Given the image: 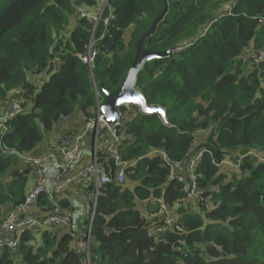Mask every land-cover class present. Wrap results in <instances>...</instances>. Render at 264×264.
<instances>
[{"label":"trees","instance_id":"obj_1","mask_svg":"<svg viewBox=\"0 0 264 264\" xmlns=\"http://www.w3.org/2000/svg\"><path fill=\"white\" fill-rule=\"evenodd\" d=\"M164 1L108 0L93 33L89 68L82 57L95 21L78 8L94 13L99 0H0V113L11 100L23 106L0 134V235L4 214L30 190L33 166L22 156L44 153L64 133H81L53 128L75 111L85 123L94 118L101 84L119 94L137 40ZM166 1L169 10L143 49L174 51L147 61L135 88L148 105L165 109L171 126L137 105L118 108L116 154L102 150L96 157L114 174L118 155L125 180L99 187L89 260L77 241L87 231L93 187L76 182L60 195L41 194L33 212L43 218L69 209L72 223L23 234L14 252L0 249V264H264V61H253L264 49L258 20L264 0ZM109 7L114 18L105 25ZM98 130V140L109 139L105 128ZM49 132L55 142L42 144ZM161 152L184 166L200 154L194 174L204 202L190 200L182 182L168 180ZM81 162L80 156L74 168ZM75 200L83 216H74ZM152 200L168 206L180 229L156 231L164 216L138 208Z\"/></svg>","mask_w":264,"mask_h":264},{"label":"built area","instance_id":"obj_2","mask_svg":"<svg viewBox=\"0 0 264 264\" xmlns=\"http://www.w3.org/2000/svg\"><path fill=\"white\" fill-rule=\"evenodd\" d=\"M99 3L100 5L103 4L99 19L94 15L96 13L88 14L83 7H79L78 12L81 16L88 15L95 23H98L101 20L104 9L108 6V0H99ZM99 9L100 7H97V10ZM113 18V8L109 7L108 15L103 19V23L107 25ZM258 20L260 24H264V18H259ZM92 44L93 40L88 44L87 54L82 57L83 62L89 66H91V62L96 54L92 50ZM253 61L256 64L264 61V49L257 53ZM22 112L23 106L19 101H9L6 105V110L0 113V134L6 133L9 130V122ZM115 125L107 124L103 121L102 115L99 114V104H97L96 116L86 122L85 128L81 133L76 135L64 133L58 138V142L44 153L22 156L24 160L33 166L34 184L24 201L16 204L4 214L1 225L0 249L7 248L14 252L18 247L21 236L27 232L39 233L43 228L57 227L63 229L68 227L73 220V212L69 209L50 214L43 218L35 216L33 212L38 197L44 192L50 191L55 195H60L68 185L81 182L83 185L93 187V192L90 197L93 199L94 204L90 212L87 231L84 241H77L78 250H84L88 255L89 235L87 233L93 219L99 187L112 181L117 184H122L125 180L126 164L120 160L118 155L115 157L117 169L114 174H110L104 165L98 163L96 157V152L102 150H108L116 154L114 144L118 137L114 130ZM99 128L106 129L109 139L98 140ZM87 135L91 139L89 162L75 169V163L82 151L80 143ZM92 143H94L93 147ZM160 155L162 160L169 166L168 180L182 182L184 184L183 189L187 192V197L190 200L204 202V197L199 192L197 179L194 174V162L200 154L188 166H184L180 161H170L163 152ZM259 158L262 159L261 157ZM151 203L157 206V210L153 214H150V216L154 218L164 216V225L159 226L156 229L157 232H166L168 228L176 227L175 217L170 215L168 206L165 203L157 200H152ZM176 228L180 229L178 226Z\"/></svg>","mask_w":264,"mask_h":264},{"label":"water","instance_id":"obj_3","mask_svg":"<svg viewBox=\"0 0 264 264\" xmlns=\"http://www.w3.org/2000/svg\"><path fill=\"white\" fill-rule=\"evenodd\" d=\"M168 10H169V5L168 2L165 0L163 10L154 18L150 28L137 40L135 56L131 63L130 68L128 69L126 78L122 84L119 94L117 96L112 95V93L108 91L103 84H101L100 90L103 94V100H100L99 92L96 89L97 104H99V114L102 115V119L105 123L117 125L120 121V116H121V113L118 108L121 105L133 104V105H137L139 107V110L144 113H151V112L158 113L163 123L167 126H171L167 120L165 109L157 104L148 105L143 94L135 88L137 75L142 70L144 64L147 61L156 58L167 57L174 51V48H170L162 51L143 49L144 41L156 32L158 24L164 18ZM97 25L98 23L96 22L94 24V28L91 34V39H90L91 42L93 38V33ZM89 68H91V66H89ZM148 109H154V111H148ZM155 109H159V111H155ZM93 146L94 143H92V147ZM89 232H90V228L87 233L88 235ZM88 260H89V253H88Z\"/></svg>","mask_w":264,"mask_h":264},{"label":"rangeland","instance_id":"obj_4","mask_svg":"<svg viewBox=\"0 0 264 264\" xmlns=\"http://www.w3.org/2000/svg\"><path fill=\"white\" fill-rule=\"evenodd\" d=\"M99 5H100V3H99ZM99 5L97 7H100V9L97 10V7H96V9L94 11V13H96L94 15H96L97 19H99L100 12H101L102 7H103V4H101L100 6ZM223 8H227V5H224ZM89 14H93V13H89ZM73 23H74L73 19H71L69 25L67 26V31H69L73 27ZM92 40H93V38H92ZM42 76L46 77V74L44 73ZM41 79H42L41 77L39 79L36 78L37 81H39ZM85 124L86 123H85L83 117L80 114H78L77 111H75L69 117L60 119L56 123V125L54 126L53 131L55 130V131H59V132H62V131L65 132V131H67V126H70V129H68V131L70 130V132H73V133L82 132L84 130ZM71 128H73V129H71ZM51 135H52L51 132H49L47 135H45L44 139L42 140V144L45 142L46 139L50 138ZM89 141H90V139H86V138L81 141V143H80V146H82L81 153L83 151L87 152L88 149H89V152L91 153V142H89ZM89 157H90V155H89ZM89 157H87V158H89ZM225 169H226V171L231 172V168L229 166L227 167V165H226ZM33 184H34V179H31L29 182L30 189L33 187ZM4 207H7V206H4ZM139 209L141 210L142 213L150 216V214H153L155 212V210H157V206L151 202L147 203L144 201V203L139 204ZM62 230H65V228ZM37 240H38V242L40 241V235L37 236Z\"/></svg>","mask_w":264,"mask_h":264},{"label":"crops","instance_id":"obj_5","mask_svg":"<svg viewBox=\"0 0 264 264\" xmlns=\"http://www.w3.org/2000/svg\"><path fill=\"white\" fill-rule=\"evenodd\" d=\"M68 125V124H67ZM70 129V126H67V129ZM71 129H73V128H71ZM52 135H51V137L50 138H48L45 142H49V144H52L53 142H55V140H54V138L52 139ZM47 144V143H46ZM48 144V145H49ZM45 147H47V145H44V148ZM88 147V146H87ZM91 153L89 152V149L87 150V152L85 151H83L81 154H80V156H81V163H80V165H86L87 164V162H89V158H87V157H89V155H90ZM77 169V168H76ZM74 208H75V213H74V216L76 215V216H83L84 215V209H83V205L81 204V203H79L78 201H74ZM138 208H139V205H138Z\"/></svg>","mask_w":264,"mask_h":264},{"label":"snow or ice","instance_id":"obj_6","mask_svg":"<svg viewBox=\"0 0 264 264\" xmlns=\"http://www.w3.org/2000/svg\"><path fill=\"white\" fill-rule=\"evenodd\" d=\"M148 111H154V109H148ZM155 111H159V109H155Z\"/></svg>","mask_w":264,"mask_h":264},{"label":"clouds","instance_id":"obj_7","mask_svg":"<svg viewBox=\"0 0 264 264\" xmlns=\"http://www.w3.org/2000/svg\"><path fill=\"white\" fill-rule=\"evenodd\" d=\"M90 142H91V139H90Z\"/></svg>","mask_w":264,"mask_h":264}]
</instances>
